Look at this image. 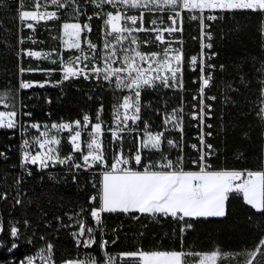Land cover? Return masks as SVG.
Wrapping results in <instances>:
<instances>
[{
    "label": "trees",
    "instance_id": "obj_1",
    "mask_svg": "<svg viewBox=\"0 0 264 264\" xmlns=\"http://www.w3.org/2000/svg\"><path fill=\"white\" fill-rule=\"evenodd\" d=\"M21 3L24 5L22 10L30 8V0H21ZM73 7L82 14L74 15ZM42 10L57 11L52 5ZM105 10L113 9L105 5ZM100 11L102 10L92 5L89 0H69V7L58 11V18L48 22H31L34 28L28 29L26 23L18 19L17 0H0V96L7 98L12 105L10 109L20 113L23 123L72 122L82 120L85 114L96 122L97 110L101 104V119H109L112 112L111 88L83 80L63 81L57 71V53L64 57L73 53L62 51L58 40L65 21L79 22L81 25L90 24L92 31L88 33L85 30L82 33V47L88 51L84 42L86 36L98 46L96 55L101 54L105 39L104 25L101 19L94 16V13ZM89 16L94 18L89 20ZM161 18L167 22V15L164 13H148L143 22L148 27L151 20ZM210 25L213 34L211 52L216 53L211 61L216 68L213 70V79L207 91L209 96L216 97L215 100H208L212 106L211 118L208 119V123L212 125L209 130L212 135L207 138V142L216 150L210 164L215 170H259L263 168L264 152V119L257 114L261 88V74L258 69L264 65L262 21L258 16L237 12L235 15H229L227 20L213 21ZM183 26V91L159 88L142 92L141 101L145 107L142 108L141 121L148 122L151 132L163 131L165 139L172 138L180 143L181 138L176 130L171 126L165 130L163 119L165 112H171L182 102L186 114L183 120L182 151L168 149L165 143L162 147L172 160L183 156L182 167L185 171H196L198 168L193 165V161L197 156L190 149V145L195 143L196 130L187 113H191L194 105L192 96L196 87L192 81L197 73L190 70L189 60L198 52V27L195 21L186 17ZM29 34L38 39L36 44L32 45L26 40ZM27 49L44 51L50 56L32 59L20 55V51ZM220 65L224 66L223 70ZM21 68L40 70L21 72ZM21 81L45 82V86L34 85L29 89H20ZM48 100H51V103H48ZM2 110L0 107V111ZM24 112H31L32 116H24ZM59 137V152L61 156H65L72 151V146L68 135ZM101 140L107 163L113 159V155L121 146L127 156L134 155L138 147V137L128 134L123 135L122 141L112 143L110 136L106 134ZM88 141V137L83 136L81 146L84 152H87ZM19 142L20 137L15 130L0 129V152L7 157H0V192L8 193L7 200H0V226L4 228L0 233V264H20L26 257L34 255L45 243L39 239L40 234H45L46 239L52 240L56 245V264L77 253L99 252V233L96 234L97 245L93 249H77L72 236L75 226L62 228L58 232H53V229L58 226L56 217H62L64 223H69L65 213L72 214L81 206L89 210L99 206L100 176L94 172L80 171L74 183V171L59 164L53 167L51 172H38L32 168V175L27 176L19 164ZM80 155L81 153L75 154L76 161ZM142 155L144 163L160 159L159 152L150 153L145 150ZM95 169H98V166ZM21 177L23 183L17 188L14 181ZM17 191L19 198L23 200L21 205L15 204ZM93 195L97 197L95 204H88V198ZM85 215L87 224L92 225L91 216L87 213ZM137 215L139 219H131L124 214H103L105 238L111 244V241L118 237L116 244L107 249L109 252H186L183 233L180 232L177 222L171 218L160 222L158 217ZM25 219L29 220L32 226L30 231L24 229ZM45 221H50L52 228L45 227ZM14 224L26 231L27 238L33 241L31 244L27 243L26 239H21L18 241V247H11L9 229ZM113 227L119 228V231L113 233ZM33 231L37 233L35 237L31 235ZM262 233L264 216L246 205L242 196L232 194L227 202L226 217L199 220L198 234L187 252L201 255L211 254L213 251L223 252L225 255L218 257L217 264H245L246 252L258 242Z\"/></svg>",
    "mask_w": 264,
    "mask_h": 264
},
{
    "label": "snow or ice",
    "instance_id": "obj_2",
    "mask_svg": "<svg viewBox=\"0 0 264 264\" xmlns=\"http://www.w3.org/2000/svg\"><path fill=\"white\" fill-rule=\"evenodd\" d=\"M78 2V0H77ZM95 3L96 8L102 11L94 13L96 18L102 20L104 25V43L102 52L96 55L98 46L84 37L88 51L82 47V33L92 31L91 25L79 22L63 23L62 28L68 49H75L79 54L64 60L60 57L63 67V80L80 78L97 82H104L113 86L114 91L126 93L117 98L113 104V120L115 127L111 134L115 141L123 140V133L134 130L132 125L142 120L141 112L145 105L142 104V92L159 88L183 91L184 56L182 39L177 40L173 34L183 33L184 15L189 14L188 19L199 21L201 32L200 57L193 56L189 60V68L193 72H199L200 81V105L198 112L187 113L192 120H197L202 126L199 137L200 147L198 159L193 164L198 168L196 171H185L182 167L183 156L175 160L165 154L163 143L172 148L182 151V145L172 139H165L164 132L153 133L150 125L144 121V137L137 147L134 155L127 156L122 150L113 155V162L108 165L100 137L102 136L101 114L103 105L97 110L96 122H93L88 114L81 119L72 122L41 124L40 122L22 123L16 117L15 110L0 111V129H16L19 123L22 139L20 150V167L27 176L32 175L31 166H37L38 170L55 167L57 164H67L69 170H75L72 180L75 183L80 171H89L97 166L103 167L102 187L100 191V204L90 210L81 206L78 211L68 215L69 223H64L62 217H56L58 226L53 232L62 228H73L72 236L77 249H93L97 245V233H99V252L77 253L73 257L64 258L60 264H189L187 257H195L191 264H217L218 257H223V252L213 251L211 254L188 253L185 251H153L142 250L124 253H111L107 249L116 244L115 237L111 244L105 238V223L103 214H124L131 219H139V215L158 217L160 222L169 218L180 225V232L185 233L194 228L193 221L201 218H224L227 215V202L232 194L242 196L246 205H249L256 213L264 216V168L259 170H215L210 164L211 158L216 155V150L211 144L205 142V136H211V132H203V128H211V124H205L206 119L211 118L212 106L205 104L206 99L215 100V96H206L205 89L211 86L212 70L216 65L207 63L216 53H206L204 49H212L213 34L209 30L210 24L205 21L227 20L229 15L243 12L247 15L258 16L264 24V0H89ZM55 6L57 11L42 10L48 5ZM108 5L113 10H105ZM69 7V0H30V8L24 9L21 0H17L19 21H41L58 18V11ZM137 10L139 15H129L130 10ZM215 12L216 14H206ZM148 13H164V19H153L150 26L144 25V17ZM195 13V14H192ZM73 14H82L73 7ZM89 16L88 19H93ZM139 22V23H138ZM28 29H33V23H27ZM153 33L152 39L159 44L165 45L160 52L146 53L141 50L142 46H148L149 40H141L138 33ZM167 33V39L165 37ZM264 34V33H262ZM174 43L181 47L174 48ZM29 57L48 58L50 54H42L35 51H26ZM57 55H60L57 53ZM95 61V62H93ZM54 63L56 61H53ZM221 70L224 66L220 65ZM40 69H23L24 71H39ZM52 71V70H47ZM261 74L260 106L258 115L264 119V65L258 69ZM63 81H57L62 83ZM34 85L44 87L45 82H21V89H29ZM4 97L0 96V99ZM196 97H194L195 99ZM51 103V100L47 101ZM195 107V106H194ZM24 116L31 117V112H24ZM183 103L173 108L171 112H165L163 125L165 130L169 126L172 129L183 132V120L185 116ZM131 122V124L129 123ZM90 127L89 141L86 144L87 152L82 150V132ZM30 130H35L36 135L29 136ZM68 132L72 151L61 156L59 145L61 138L59 133ZM196 148V145L192 146ZM159 152V161L143 162L142 153ZM75 153H81L79 162ZM0 157L7 159L3 152ZM142 170H136L132 164ZM18 186L23 179L14 181ZM95 186V185H94ZM16 193L15 204L21 205L23 200ZM7 191L0 192V200H7ZM95 195L88 198V204H95ZM87 213L93 220L92 225L87 224ZM45 227L52 228L50 221H45ZM24 229L30 231L32 226L29 220L23 221ZM17 225L9 229L12 248L18 247V241L26 239L27 243L33 241L27 238V233ZM4 231L0 226V233ZM113 233L119 228L113 227ZM31 235L35 237L36 232ZM39 239L44 241V246L34 256H28L21 264H56L54 259L56 245L52 240H47L45 234H40ZM2 243V242H0ZM103 257L101 260L100 257ZM264 262V233L260 239L248 250L245 255V264H262Z\"/></svg>",
    "mask_w": 264,
    "mask_h": 264
},
{
    "label": "built area",
    "instance_id": "obj_3",
    "mask_svg": "<svg viewBox=\"0 0 264 264\" xmlns=\"http://www.w3.org/2000/svg\"><path fill=\"white\" fill-rule=\"evenodd\" d=\"M48 11H52V10H48ZM192 14H195V13H192ZM206 14H213V15H214V14H216V13H215V12H211V13H207V12H206ZM135 15H139V13H137V14H135ZM182 15H184V17L187 18L189 14L182 13ZM76 17H78V16H76ZM187 19H188V18H187ZM188 20H190V19H188ZM48 21H51V20H47V19H45V20H41V21H39V22H48ZM190 21H192V20H190ZM23 22H24V21H23ZM195 22H196L197 27H198V52H197L194 56H196V57L199 58V57H200V54H201V39H200L201 32H200V28H199V21H195ZM24 23H25V22H24ZM138 23H139V22H138ZM167 23H170V21H167ZM205 23H207V24H211V23H213V21H205ZM144 25H145V24H144ZM261 29H262V33H264V24H262ZM209 30H210V29H209ZM181 34H182V33L177 32L176 34H173V36H174L177 40H180V39H182ZM137 35H138V37H139L141 40H145V39H148V40H149V44H148V46H142V48H141V49H143V50L154 49L153 51H150V52H148V53L160 52V51L165 47V45H163V44H159V45H158V43L155 42V41L152 39V36L154 35L153 33H151L150 35H146V33L141 32V33H138ZM263 35H264V34H263ZM165 37H166V39L168 38V37H167V33H165ZM26 40H27L30 44H32V45H33V44H36V43L38 42V39H37L34 35H31V34H29V35L27 36ZM171 46L174 47V48H179V47H181V44H179V43H174V44H172ZM182 48H183V44H182ZM26 51H35V52H40V53H42V54H47V53L44 52V51H36V50H32V49H27V50H22V51H20V55H23L24 57H29L28 55L25 54ZM204 51H205L206 53H208V52H211V49H210V50H208V49H204ZM211 53H212V52H211ZM31 58H32V57H31ZM41 58H44V55H42ZM213 58H214V57H213ZM213 58H212V59H213ZM67 59H69V58H66V59H64V60H67ZM212 59H211L210 61H207V63H211V64H212V62H211ZM93 62H95V61H93ZM63 67H64V65H62L61 63H59V66H58L57 71H58V74H59L61 80H63V75H64V73H63ZM192 72H193V71H192ZM196 73H197V76H196V78L192 81V84H193L196 88H195V91H194L193 96H192V101L194 102V105H193V107H192L191 113L194 112V111L198 112V110H199V105H200V93H199V88H200L201 84H200V81H199V72H196ZM212 74H213V70H212ZM70 80H83V81L88 82V83H96V84H100V85H102V86H105L107 89H110V88L112 89V88H113V86L108 85V84H106V83H104V82H102V81H101V82H97L95 79L87 80V79H84L82 76H81L80 78H70V79H68V80H63V81H70ZM21 82H22V81H21ZM21 82H20V84H21ZM23 82H25V81H23ZM20 89H21V88H20ZM208 89H209V88H208ZM208 89H205V95H206V96H209V95L207 94ZM194 97H196V98L194 99ZM208 100H210V99H206V100L204 101V103H205V104H209V103H208ZM194 106H195V107H194ZM48 118H49V117H48ZM16 119H17L18 122H22V123H23V121H22V117H21L20 113H18ZM102 121H103V124H102V129H103V131H102V136L100 137V139H102L103 135H105V134H106V135H109V136H112V134H111V129L115 127L114 120H113V111L111 112V115H110L109 119H102ZM192 121H193V128L196 130V133H195V135H194L195 143L190 145V149H191L193 152L196 153V156H197L196 159H198V157H199V152L197 151V149L200 147L199 137H200V135H201L202 126L198 123L197 120H192ZM129 123L131 124V122H129ZM204 123H205V124H209V123H208V119H206V120L204 121ZM44 124H49V125H50L51 123L49 122V123H44ZM90 127H91V126H89L88 129L83 130V132H82V138H83V136H86V137H88V139H89V135H88V133H89V131H90ZM132 128H133L134 130H131V131L125 132V133H123L122 135H126V134H128V135H133V136H136V137H140V136L145 135V133H144V122L139 121V122H137V125H132ZM1 130H7V128L1 129ZM12 130H15V131L17 132L18 136L20 137L19 148H18V156H19V164H20V158H21L20 145H21L22 139H23L24 137L21 135L20 128H19V123H18L17 128H16V129H12ZM148 130H150V128H149ZM209 130H210V128H206V127L203 128V132H210ZM176 132L180 135V138H181V142H180V144H181V143H182V139H183V137H182V133H181L180 131H178V130H176ZM28 135H29V136L36 135L35 130H30V132L28 133ZM60 135H68V136H69V133H68V132H61V133H59V136H60ZM208 137H210V136H205V142H206V143H208V142H207V138H208ZM82 138H81V140H82ZM170 139H172V138H170ZM172 140H173V139H172ZM176 142H177V141H176ZM165 144H166V147H167L168 149H172V150H173V149H177V148H172V147L168 146L166 142H165ZM208 144H209V143H208ZM193 145H196V148H193V147H192ZM75 154H77V153H75ZM262 158H263V168H264V152H263ZM75 162H79V160H78V161H75ZM112 162H113V159H112L109 163H107V164L110 165ZM193 165H194V164H193ZM60 166L67 167L68 165L65 164V165H60ZM194 166H195V165H194ZM132 167H134L136 170H142L139 166H136V165L134 164V162H133V164H132ZM20 168H21V167H20ZM31 168H34V169H35L36 171H38V172H51L52 169H54L53 167H50V168H47V169H44V170H38L37 166H31ZM197 170H198V169H197ZM73 171L75 172V170H73ZM82 172H94V173L98 174V176L101 177V176L103 175L104 168L98 166V169L93 168V169H90L89 171H82Z\"/></svg>",
    "mask_w": 264,
    "mask_h": 264
},
{
    "label": "rangeland",
    "instance_id": "obj_4",
    "mask_svg": "<svg viewBox=\"0 0 264 264\" xmlns=\"http://www.w3.org/2000/svg\"><path fill=\"white\" fill-rule=\"evenodd\" d=\"M91 4L92 5H95V3H92L91 2ZM50 5V4H49ZM48 5V6H49ZM137 13H139L137 10H135V9H133V10H130L129 11V15H135V14H137ZM31 22H35V21H27V23H31ZM63 23H75V22H72V21H65V22H63ZM167 23V22H166ZM63 25V24H62ZM148 26H150V23H149V25ZM151 33H146V35H150ZM174 34H176V33H174ZM65 39H67L65 36H64V32H63V28H62V26H61V30H60V35H59V37H58V40H59V43L61 44V47H62V51H65V50H67V51H72L73 53L72 54H70V55H68L67 57H64L62 54H60V55H57V61H58V64L60 63V57L62 56L63 57V59H66V58H69V57H71V56H73V55H78L79 53L75 50V49H68L67 48V46L65 45V43H64V41H65ZM142 51H144V52H146V53H148V51L147 50H143V49H141ZM39 59V58H38ZM111 95H110V98H111V102H110V110L111 111H113V104H115L116 102H117V98H119V97H121V96H123V95H125L126 93H124V92H120L119 90H115L114 91V89L112 88L111 89ZM2 97H4V96H2ZM11 104H10V102L7 100V98L6 97H4L3 99H0V107H2L3 108V110L2 111H4V112H9V111H12V110H14V109H10L11 108ZM16 112H17V110H15ZM143 137H144V135L143 136H140V137H138V146L140 145V143L142 142V139H143ZM110 140H111V142L113 143L115 140H114V138H113V136H110ZM102 141V140H101ZM38 252V251H37ZM36 252V253H37ZM35 253V254H36ZM34 254V255H35ZM34 255H32V256H34ZM189 258H188V261H189V264H191V261H192V258H193V256L192 255H189L188 256ZM21 264V263H20ZM37 264H41V262L38 260L37 261Z\"/></svg>",
    "mask_w": 264,
    "mask_h": 264
},
{
    "label": "crops",
    "instance_id": "obj_5",
    "mask_svg": "<svg viewBox=\"0 0 264 264\" xmlns=\"http://www.w3.org/2000/svg\"><path fill=\"white\" fill-rule=\"evenodd\" d=\"M24 22L27 24V21H24ZM32 59H38V58L32 57ZM101 187H102V176L100 177V189H101ZM201 219H203V218H201ZM193 223H194V228L183 233V245L185 247L186 252H187V250L190 249V246H192V244H193V242H194V240L198 234V230H199V220L193 221Z\"/></svg>",
    "mask_w": 264,
    "mask_h": 264
}]
</instances>
